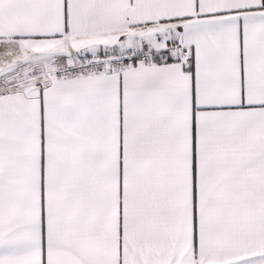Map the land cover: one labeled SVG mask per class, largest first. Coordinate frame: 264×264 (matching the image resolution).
<instances>
[{"label":"snow or ice","instance_id":"1","mask_svg":"<svg viewBox=\"0 0 264 264\" xmlns=\"http://www.w3.org/2000/svg\"><path fill=\"white\" fill-rule=\"evenodd\" d=\"M0 264H264V0H0Z\"/></svg>","mask_w":264,"mask_h":264}]
</instances>
